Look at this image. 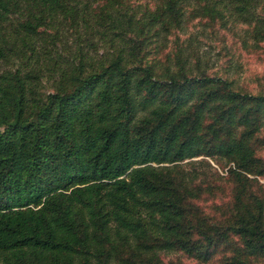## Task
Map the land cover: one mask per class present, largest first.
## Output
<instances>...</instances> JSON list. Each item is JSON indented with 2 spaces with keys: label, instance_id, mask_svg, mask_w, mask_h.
Wrapping results in <instances>:
<instances>
[{
  "label": "trees",
  "instance_id": "16d2710c",
  "mask_svg": "<svg viewBox=\"0 0 264 264\" xmlns=\"http://www.w3.org/2000/svg\"><path fill=\"white\" fill-rule=\"evenodd\" d=\"M122 1L0 0V264H257L264 93L176 40L148 57L217 0ZM228 2L264 63V16Z\"/></svg>",
  "mask_w": 264,
  "mask_h": 264
},
{
  "label": "rangeland",
  "instance_id": "374dc122",
  "mask_svg": "<svg viewBox=\"0 0 264 264\" xmlns=\"http://www.w3.org/2000/svg\"><path fill=\"white\" fill-rule=\"evenodd\" d=\"M213 1V0H204ZM203 0L201 2H204ZM158 0H123L122 8L140 16L145 9H152ZM192 2V1H191ZM195 3H191L192 6ZM230 2L217 0V6L222 10V16L215 15L195 16L189 13L190 6L184 9L181 29H173L166 38L152 37L150 46H156L148 57L163 58L165 52H170L174 41L186 49L184 52H195V57L188 54V59L193 62L198 59L200 66L209 75H219L231 78L243 90L251 93H264V63L257 49L246 48L240 43V35L245 24L231 18L234 14L230 9ZM252 7L259 16H264V0H253ZM225 19L221 24L220 20ZM100 48L98 52H100ZM264 122V116L262 118ZM264 182V178L259 179ZM202 203V202H201ZM206 203V202H205ZM176 255L181 259V264H198L187 256L174 252L166 257ZM200 264H219L217 256ZM257 264H264L261 260Z\"/></svg>",
  "mask_w": 264,
  "mask_h": 264
}]
</instances>
